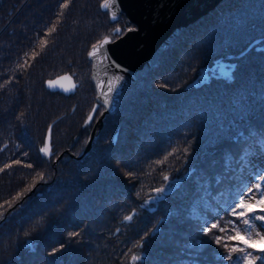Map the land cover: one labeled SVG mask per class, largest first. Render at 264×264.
Wrapping results in <instances>:
<instances>
[{"label": "trees", "instance_id": "obj_1", "mask_svg": "<svg viewBox=\"0 0 264 264\" xmlns=\"http://www.w3.org/2000/svg\"><path fill=\"white\" fill-rule=\"evenodd\" d=\"M100 2L0 0V264H245L222 259L235 233L202 229L236 222L231 185L264 141V0H220L178 33L75 159L104 109L87 50L131 25ZM61 72L72 92L46 86Z\"/></svg>", "mask_w": 264, "mask_h": 264}, {"label": "water", "instance_id": "obj_2", "mask_svg": "<svg viewBox=\"0 0 264 264\" xmlns=\"http://www.w3.org/2000/svg\"><path fill=\"white\" fill-rule=\"evenodd\" d=\"M219 1L113 0V6L110 9H104L101 5L105 0H101L99 8L107 12L111 22L124 14L126 22L131 25L113 38L108 34L103 35L87 50V58L91 62L89 73L95 87V98L104 106V109L92 124L82 150L76 154L70 152L72 157L76 159L86 154L101 127L104 114L117 107L126 86L138 77L144 76L148 68L156 62L160 52L168 47L175 36ZM113 13H115V19L112 18ZM105 37L110 42L105 44L95 57L90 56L89 53L93 51L92 46L99 44ZM116 77L120 79L116 80ZM50 82L52 86H49ZM46 86L50 90L72 92L75 88L73 75L61 72L51 77ZM109 86H113L115 91L108 92ZM106 98H111L110 103H105Z\"/></svg>", "mask_w": 264, "mask_h": 264}, {"label": "snow or ice", "instance_id": "obj_3", "mask_svg": "<svg viewBox=\"0 0 264 264\" xmlns=\"http://www.w3.org/2000/svg\"><path fill=\"white\" fill-rule=\"evenodd\" d=\"M67 5H63L62 7H66ZM113 6V0H105V2L101 5L104 9H110ZM113 19H115V13H113ZM120 29H115V32H119ZM107 37H105L99 44L93 45V51L89 53L90 56L95 57L97 52H99L101 49H103L104 45L109 43ZM107 59V57H105ZM117 67H119L117 65ZM120 77H116V80H119ZM52 86L51 82L50 85ZM2 87V85H0ZM115 88L113 86L108 87V92H114ZM105 96H107V93H105ZM111 98H106L105 103H110ZM93 112H95V109H93ZM92 115L90 114L88 117V120L90 121L92 119ZM87 123V121H86ZM49 131H51V125L49 126ZM262 147H264V141L261 142ZM41 151L45 154L50 153L49 146L47 142L45 143V146L41 148ZM251 153L246 151L244 156L241 157V160H246L247 156ZM30 166V165H29ZM165 180H168V177H164ZM157 192L163 191V189H157ZM249 193H253L252 196H249ZM254 193H259L260 196L258 199H255V203H251L252 199H254ZM247 197V200L245 199ZM238 203L235 204L234 207L231 208V215L236 217V222L241 223L245 226L242 230L236 226V222H233L232 220H229L226 222V227H221L219 221L216 223H212L210 227L205 225L204 232L205 235L212 232L213 229H217L219 232L226 233L227 231H231L235 233V235H229V240H238L241 244L244 245V247H239V245H233L231 248V251L227 256H223L222 259L225 260H233L232 252H240L243 253L242 259L245 262V264H258V261L264 260V256H256L253 254V251L264 253V246L257 248L256 245H264V174H259L257 176V182L252 185L251 187H248L247 190L242 193L238 197ZM239 209V211H238ZM257 210L260 214H256ZM125 220H131V216L124 217ZM254 221L259 223H254ZM71 235H76V233H72ZM222 240L221 236L215 237V242L217 244H220ZM63 247V246H61ZM225 248H228V244H224ZM246 249H253V251H246ZM60 249H53V253L59 251ZM50 253V254H53ZM132 261H138L141 259L139 256H133Z\"/></svg>", "mask_w": 264, "mask_h": 264}, {"label": "rangeland", "instance_id": "obj_4", "mask_svg": "<svg viewBox=\"0 0 264 264\" xmlns=\"http://www.w3.org/2000/svg\"><path fill=\"white\" fill-rule=\"evenodd\" d=\"M219 67L221 70H227V67H225L224 64H220ZM46 142L48 144V139L46 140ZM45 143L43 147L45 146ZM260 149H261V145L259 142L252 141L250 143V148L248 149V152H250L251 154L247 156L246 160H243V163L246 166H248V168L238 172L240 178L239 187H235V185H231V189L233 190L232 193H235L238 197L242 193H244L248 187H251L257 182V176L259 174H264V150L260 151ZM230 191H229V196L231 198L233 196H231ZM252 195L253 193H249V196ZM259 196H260L259 193H254V199H252L249 202L255 203V199H258ZM245 199L247 200V197H245ZM209 206L210 203L206 197H204L203 195L198 196L191 204L192 214L196 217L199 216L200 218H204V211L210 209ZM256 214H260L258 210ZM211 221L215 222L216 219L212 218ZM254 223H259V222L254 221ZM262 246L264 245H259V244L256 245L257 248ZM253 254L256 256H264V253L255 252V251H253ZM258 264H264V260L258 261Z\"/></svg>", "mask_w": 264, "mask_h": 264}]
</instances>
